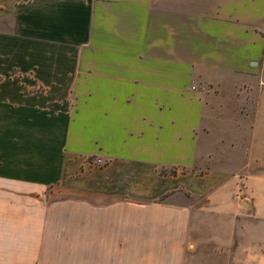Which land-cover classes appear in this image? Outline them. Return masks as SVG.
Instances as JSON below:
<instances>
[{
    "label": "crops",
    "instance_id": "obj_1",
    "mask_svg": "<svg viewBox=\"0 0 264 264\" xmlns=\"http://www.w3.org/2000/svg\"><path fill=\"white\" fill-rule=\"evenodd\" d=\"M0 264H264V0H0Z\"/></svg>",
    "mask_w": 264,
    "mask_h": 264
},
{
    "label": "rangeland",
    "instance_id": "obj_2",
    "mask_svg": "<svg viewBox=\"0 0 264 264\" xmlns=\"http://www.w3.org/2000/svg\"><path fill=\"white\" fill-rule=\"evenodd\" d=\"M243 100V98H241ZM222 102L220 104L221 107H219V110H222L219 115L224 118V119H229V118H234V117H242V118H251V110H249V106L243 105V103H240L236 97L235 98H230V100H227ZM241 104V105H240ZM247 115V116H246ZM249 122V121H248ZM247 122V123H248ZM245 121H242L240 124L246 125L247 124ZM248 126L246 125L245 128Z\"/></svg>",
    "mask_w": 264,
    "mask_h": 264
},
{
    "label": "built area",
    "instance_id": "obj_3",
    "mask_svg": "<svg viewBox=\"0 0 264 264\" xmlns=\"http://www.w3.org/2000/svg\"><path fill=\"white\" fill-rule=\"evenodd\" d=\"M96 163H97V164H100V163H102V160H101L100 158H98V159L96 160Z\"/></svg>",
    "mask_w": 264,
    "mask_h": 264
},
{
    "label": "trees",
    "instance_id": "obj_4",
    "mask_svg": "<svg viewBox=\"0 0 264 264\" xmlns=\"http://www.w3.org/2000/svg\"><path fill=\"white\" fill-rule=\"evenodd\" d=\"M172 173H175V171H174V170H172Z\"/></svg>",
    "mask_w": 264,
    "mask_h": 264
}]
</instances>
